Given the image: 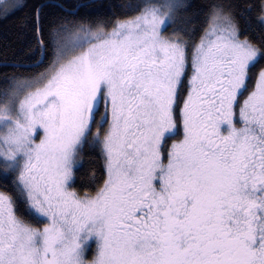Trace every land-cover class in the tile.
I'll use <instances>...</instances> for the list:
<instances>
[{"label": "snow or ice", "instance_id": "snow-or-ice-1", "mask_svg": "<svg viewBox=\"0 0 264 264\" xmlns=\"http://www.w3.org/2000/svg\"><path fill=\"white\" fill-rule=\"evenodd\" d=\"M26 6L0 0V15ZM126 7L111 30L67 9L46 30L37 5L22 22L54 59L18 109L0 106V264H264V43L238 19L264 27V0H211L198 41L163 34L181 0ZM85 143L108 179L80 197Z\"/></svg>", "mask_w": 264, "mask_h": 264}, {"label": "trees", "instance_id": "trees-1", "mask_svg": "<svg viewBox=\"0 0 264 264\" xmlns=\"http://www.w3.org/2000/svg\"><path fill=\"white\" fill-rule=\"evenodd\" d=\"M211 0H185L184 4L189 7L181 8L174 15V23H171L164 31L165 35H172L175 31L176 38L187 39L186 32L190 33L195 29V39L198 41L204 27V16L208 11ZM216 3H244L245 0H215ZM26 7L15 14L8 15L0 20V103L8 93L6 86L8 81L20 80L29 81L37 78L49 69L54 57L51 50H48L41 57L39 50L35 48V41L30 27L23 28L22 22L30 15L33 5L43 8L44 24L47 25L53 19L61 18L65 12L61 9L75 11V16L68 18L79 25L84 23L90 25L92 30L104 27L109 30L117 20L132 17L134 12L127 10V5L134 4L135 0H25ZM45 3L48 4L45 7ZM59 4L60 7L54 5ZM241 28V36L251 38L253 42L260 45L264 43V27L255 21V12L252 13V22L246 24L245 19L238 18ZM73 31H76L74 28ZM39 65L34 66L39 61ZM186 83V79H184ZM254 85V81L252 83ZM185 90L181 94V101L185 95ZM181 103V102H180ZM178 111V110H177ZM95 132V128H93ZM91 140V136L89 137ZM171 142V140H169ZM169 143L165 146L168 147ZM79 164L75 166L72 190L80 197L95 196L104 186L106 180V170L104 159L99 146L93 147L90 143H85L78 157ZM0 171L2 167L0 166ZM5 181L0 180V184ZM0 190H3L0 188ZM23 216V210L19 213ZM26 222L33 227L41 228L43 224H36L31 218L23 216Z\"/></svg>", "mask_w": 264, "mask_h": 264}, {"label": "rangeland", "instance_id": "rangeland-1", "mask_svg": "<svg viewBox=\"0 0 264 264\" xmlns=\"http://www.w3.org/2000/svg\"><path fill=\"white\" fill-rule=\"evenodd\" d=\"M181 2L182 3H185V0H181ZM132 17H130V18H132ZM111 28L109 30H111ZM92 31H95V30H92ZM163 34L165 35V33H163ZM81 35H83V34L81 33ZM78 51L79 50H77V52ZM48 71H49V69L46 70L45 73H43L39 77L34 78V79H31L29 81H20V80H14V81L13 80L12 81L10 80V81H8V84L6 86V92H8V93L5 95V97L3 98V100H1L0 106H2L4 103L11 102L12 99L15 98V107L18 109L19 108V100L23 99L24 96L27 95V93L29 91H34L37 86H41L43 83H46V77H47ZM190 76H191V71L189 70L188 76L185 77V79H186L185 85H187V81H188V79H189ZM253 86H254L253 84H250L249 91H251V89H252ZM185 92L186 93H185L184 97L187 95V89H186ZM246 95H247V93H245V96ZM182 102H183V99L181 101V105H182ZM105 127H107V125H105ZM0 131L6 132V128L0 129ZM182 135H183V129L181 127L180 135L177 136V137H174V139H172L171 142L174 143L175 141L181 139L182 138ZM37 142H38V139H37ZM171 142L168 141L169 144ZM168 148H169V146L166 148V151H167ZM166 151H165V153H166ZM103 159H104V167H105V170H106L105 157H104V155H103ZM164 162L167 163L166 160ZM74 169H75V166H74ZM107 179H108V174H107V170H106V180ZM82 197H84V196H82ZM41 228H43V226ZM95 250H96V244L93 241V242H91V250L88 253V259H91L92 258V256L95 254Z\"/></svg>", "mask_w": 264, "mask_h": 264}, {"label": "flooded vegetation", "instance_id": "flooded-vegetation-1", "mask_svg": "<svg viewBox=\"0 0 264 264\" xmlns=\"http://www.w3.org/2000/svg\"><path fill=\"white\" fill-rule=\"evenodd\" d=\"M11 2V0H10ZM21 3H24L25 0H20ZM5 17L3 15H0V20L4 19ZM172 143V142H171ZM171 143L168 145L169 147L171 146Z\"/></svg>", "mask_w": 264, "mask_h": 264}, {"label": "water", "instance_id": "water-1", "mask_svg": "<svg viewBox=\"0 0 264 264\" xmlns=\"http://www.w3.org/2000/svg\"><path fill=\"white\" fill-rule=\"evenodd\" d=\"M41 57H42V54H41ZM41 62V60L37 63V64H35L34 66H37V65H39V63Z\"/></svg>", "mask_w": 264, "mask_h": 264}]
</instances>
